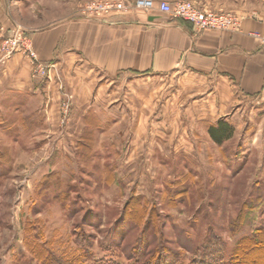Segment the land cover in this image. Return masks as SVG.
I'll list each match as a JSON object with an SVG mask.
<instances>
[{"label": "rangeland", "instance_id": "1", "mask_svg": "<svg viewBox=\"0 0 264 264\" xmlns=\"http://www.w3.org/2000/svg\"><path fill=\"white\" fill-rule=\"evenodd\" d=\"M108 14L103 20L119 15ZM11 16L0 17L2 60L25 52L12 45L21 34L33 45ZM44 66L35 74L51 80ZM110 81L83 118L69 92L52 111L46 93L31 116L0 103V264L38 263L45 250L84 264H142L162 251L193 264L211 243L229 263L241 242L264 232V97L233 108L234 133L218 145L177 101L174 81Z\"/></svg>", "mask_w": 264, "mask_h": 264}, {"label": "crops", "instance_id": "2", "mask_svg": "<svg viewBox=\"0 0 264 264\" xmlns=\"http://www.w3.org/2000/svg\"><path fill=\"white\" fill-rule=\"evenodd\" d=\"M85 1L39 0L24 6L0 0V17L12 15V24L27 27L37 55L36 61L25 52L0 59V103L10 101V108L31 116L46 93L52 95V111L69 92L74 116L83 118L110 79L166 78L175 82L177 101L187 103L197 125L209 126L229 118L247 99L264 97V46L252 35H264V0H192L240 18L236 31L204 32L158 7L87 20L82 18ZM35 64L46 65L51 80L40 79Z\"/></svg>", "mask_w": 264, "mask_h": 264}, {"label": "built area", "instance_id": "3", "mask_svg": "<svg viewBox=\"0 0 264 264\" xmlns=\"http://www.w3.org/2000/svg\"><path fill=\"white\" fill-rule=\"evenodd\" d=\"M155 7H158L161 11L167 13L172 19H182L190 22L197 32L212 30L236 31L240 27V18L234 13L201 7L192 0H176L173 2L161 1L158 5H156L153 0H135L132 5L118 3L117 6L108 3L92 2L86 5V11H84L82 16L87 19L103 21L104 13L123 14L132 8L150 11ZM113 11L118 13H111ZM252 35L259 39L264 46V35L258 33H252ZM12 45L17 47V51L24 50L29 53L30 56L34 57V59H37L36 52L34 51L30 40L23 37L22 34L18 38L16 37V39H13ZM38 67V74H45V66L38 64Z\"/></svg>", "mask_w": 264, "mask_h": 264}, {"label": "trees", "instance_id": "4", "mask_svg": "<svg viewBox=\"0 0 264 264\" xmlns=\"http://www.w3.org/2000/svg\"><path fill=\"white\" fill-rule=\"evenodd\" d=\"M207 130L211 139L216 144L221 145L232 137L234 133V125L226 117H223L217 122L210 124ZM257 234L258 235L254 238L247 239L238 245L229 260V263L225 261L224 249H222L221 246L211 243L208 247L206 246L203 252L198 254L199 260H195V263L193 264H264V261H256L259 260V257L263 256L264 253V232L262 233L260 231ZM45 252L46 254L44 255L36 256L37 261H39L38 263L28 261L25 264H84L83 259L79 257L62 258L54 255H48L46 250ZM250 252H254V257L249 255ZM34 253L36 254L35 250ZM140 259L142 260V264H178L175 262L174 257L167 255L164 251H162L156 258L151 257L148 259L147 257L141 256ZM252 260L254 262L250 263Z\"/></svg>", "mask_w": 264, "mask_h": 264}]
</instances>
